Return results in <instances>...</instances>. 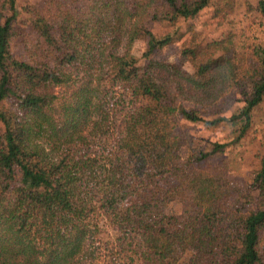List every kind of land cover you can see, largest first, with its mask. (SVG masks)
Wrapping results in <instances>:
<instances>
[{
	"label": "trees",
	"instance_id": "trees-1",
	"mask_svg": "<svg viewBox=\"0 0 264 264\" xmlns=\"http://www.w3.org/2000/svg\"><path fill=\"white\" fill-rule=\"evenodd\" d=\"M27 8L21 21L0 0V264H93L104 226L128 264H264V149L240 182L228 142L193 144L183 128L223 123L236 143L256 109L264 120V44L187 22L208 10L222 25L236 1ZM249 8L264 35V0Z\"/></svg>",
	"mask_w": 264,
	"mask_h": 264
},
{
	"label": "rangeland",
	"instance_id": "rangeland-1",
	"mask_svg": "<svg viewBox=\"0 0 264 264\" xmlns=\"http://www.w3.org/2000/svg\"><path fill=\"white\" fill-rule=\"evenodd\" d=\"M236 8L234 14L229 17L222 25H219L215 20L209 18L208 10H203L196 18L187 21L189 28L192 30L197 29L202 34L214 35L228 29L236 34V41L238 44H251L262 43L264 44V35L262 28L259 26L260 17L255 10L249 8L256 6L258 0H235ZM18 8L20 10V20H30L28 13V5L39 8L41 0H17ZM31 7V6H30ZM33 14V11H30ZM178 25H156L155 31L159 35L166 34L170 31L177 29ZM213 32V33H211ZM188 34L178 36L176 40L166 45L162 49L165 56L174 59L179 56L181 49L189 44L187 42L190 31ZM187 37L185 40L183 37ZM144 42H139L136 47L144 48ZM14 49H17V42L14 43ZM184 67L191 71V64L186 61ZM119 109L126 110L130 105L123 103ZM262 111L260 108L253 112V121L245 136L236 143H230L232 138L229 129L223 123H217L211 127H203L198 125L183 124V128L188 133L193 144L208 146L209 142L218 141L221 143L229 144L225 148L228 157L232 160V167L230 170V177L240 182L248 183L251 178L252 171L258 166L259 156L264 149V120L262 118ZM175 212H179L181 206L179 203L173 206ZM115 231L109 227L104 226V232L99 235L93 244L94 256L93 264H103L104 260L115 259L122 264H128V254L119 251L118 247L114 245ZM125 254V255H124ZM132 256V255H131Z\"/></svg>",
	"mask_w": 264,
	"mask_h": 264
}]
</instances>
